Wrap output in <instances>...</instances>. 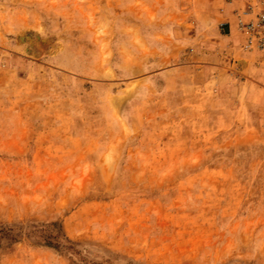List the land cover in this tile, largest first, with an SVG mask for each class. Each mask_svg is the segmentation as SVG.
I'll return each mask as SVG.
<instances>
[{"label": "rangeland", "instance_id": "obj_1", "mask_svg": "<svg viewBox=\"0 0 264 264\" xmlns=\"http://www.w3.org/2000/svg\"><path fill=\"white\" fill-rule=\"evenodd\" d=\"M263 3L0 0V264H264Z\"/></svg>", "mask_w": 264, "mask_h": 264}, {"label": "built area", "instance_id": "obj_2", "mask_svg": "<svg viewBox=\"0 0 264 264\" xmlns=\"http://www.w3.org/2000/svg\"><path fill=\"white\" fill-rule=\"evenodd\" d=\"M251 15L239 22L240 33L244 36L241 46L244 52L264 54V3L257 12H246Z\"/></svg>", "mask_w": 264, "mask_h": 264}, {"label": "crops", "instance_id": "obj_3", "mask_svg": "<svg viewBox=\"0 0 264 264\" xmlns=\"http://www.w3.org/2000/svg\"><path fill=\"white\" fill-rule=\"evenodd\" d=\"M227 26V32L224 34H220L222 36V40L224 39L223 43H227V46L229 48V56H226V60H228V66L231 69V75L233 77V79H240L238 77H240V66H238L237 69V65L238 62L237 60L239 58H248L247 54L242 53L239 49V43L241 42V37H239L238 35V31L236 28V24L234 20H230L229 22H226ZM239 73V74H238ZM218 92H220L218 90Z\"/></svg>", "mask_w": 264, "mask_h": 264}]
</instances>
